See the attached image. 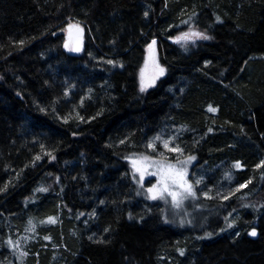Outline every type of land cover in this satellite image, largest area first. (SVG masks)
Listing matches in <instances>:
<instances>
[{"label": "trees", "instance_id": "16d2710c", "mask_svg": "<svg viewBox=\"0 0 264 264\" xmlns=\"http://www.w3.org/2000/svg\"><path fill=\"white\" fill-rule=\"evenodd\" d=\"M189 27L209 39H177ZM152 40L164 74L140 93ZM180 126L219 194L182 222L132 165ZM262 161L264 0H0V240L31 218L57 247L29 264H264Z\"/></svg>", "mask_w": 264, "mask_h": 264}, {"label": "rangeland", "instance_id": "374dc122", "mask_svg": "<svg viewBox=\"0 0 264 264\" xmlns=\"http://www.w3.org/2000/svg\"><path fill=\"white\" fill-rule=\"evenodd\" d=\"M69 25H72V26L77 25L81 27L78 23H74V22L68 23L64 31V37H65L66 30L69 27ZM190 28L191 27L182 29L181 32L177 33V37L178 38L181 37L182 33H190L191 31H194L193 29H190ZM200 38L201 37L192 36L189 39L195 40V39H200ZM153 41L155 40H152L146 46L142 64L140 66V69L137 72L136 83H137V90L140 93H145L148 89L154 87L156 83L158 82V80L163 76V75L157 76L154 84L148 87L145 91L143 92L140 91V80H141V69L142 68L145 69L146 79L150 75L153 74L156 65H159V67L164 69V66L162 65L160 61V56H159V52L157 49L156 41H155V44L152 43ZM67 45L70 49H73V47H75V41L73 37H71L68 40ZM149 45H152V47L149 48ZM185 130L186 129L184 127L180 126V127H177L175 131L172 130V132L168 136H165L163 132L158 133L155 136H152V138L147 143V147L150 143H152L153 147H148V149L152 150L153 153L157 155V157L147 158L146 160L144 159L146 157H137L133 159L136 161H143V167H144L143 178H141V173L135 170V174L137 176L136 181L138 182L139 187L143 189V192L148 196L150 201H160V202L165 201L164 203L166 204V206L170 208L169 213L172 214L173 217L176 214L178 219L181 222L183 221L184 218H186V216H188V213L190 216H192V214H194V212L198 209L196 205H193L188 200H192L195 203V199L210 198L214 194L215 195L217 194V193L212 192V187L210 188V186H208L206 190L205 189L200 190V188L203 185L206 175L209 174V172H206V170L202 166H199L193 170V168H191V165H189L191 161L182 166L178 165L179 161L186 160L183 157V152L182 153L176 152V151H172L171 149H174V148L181 149L176 143V138ZM157 137H159L158 140H157ZM165 141H168L167 148L164 147ZM156 144H159L158 146L160 147V149L156 148ZM170 152L174 156L173 157L174 159L172 160L169 159L168 154ZM167 165H172L174 167H177V166L182 167L185 173V180L193 186V192L195 193L194 196H186L180 203L179 207H176L173 205L172 197L169 196L167 193H164L162 197L151 199L150 194L148 192V189L152 188L153 185L160 184L164 169ZM148 178L152 179V182L147 186L146 181L148 180ZM223 178L226 181V185H227L232 180L231 172H227L226 170L223 174ZM197 181H199V183H197ZM172 190L177 191L178 189L173 188ZM218 195L219 194H217V196ZM48 225H49L48 222L46 223H44V221L37 222L30 218L24 224L23 229L21 231L19 230L14 231L10 235L5 236L4 241L0 240V252L2 251V248L3 250H5V253H2L3 256L0 254V264H29L31 262V260L29 259V256H31V249L35 245L39 244L40 240L43 242V245L41 244L39 246H42V247L45 246L47 248L48 246H50L51 248L53 244V242L51 241V237L47 232L46 233L44 232L45 228ZM9 240H11L12 242L11 244L9 243ZM53 245L55 246L54 250H57L56 244H53Z\"/></svg>", "mask_w": 264, "mask_h": 264}, {"label": "snow or ice", "instance_id": "6c2138e0", "mask_svg": "<svg viewBox=\"0 0 264 264\" xmlns=\"http://www.w3.org/2000/svg\"><path fill=\"white\" fill-rule=\"evenodd\" d=\"M145 15H147V13H145ZM217 19H219V17H217ZM69 27L71 28L72 25H69ZM192 36H196V37H201L203 39H209V37L205 36L203 33L200 32H191V33H182L181 37L177 38V39H189ZM23 43V42H21ZM153 44H155V41L152 42ZM68 45L66 44L65 47H67ZM152 45H149V48H151ZM74 51H79V47H76L74 49H72ZM108 63H113V61H108ZM164 74V69L159 67V65L155 66L154 72L152 75H150L147 79L145 78V69H141V80H140V91L143 92L145 91L148 87H150L152 84L155 83L156 77L157 76H162ZM210 111H215L214 108H209ZM209 131H211V129H209ZM159 139V137H157V140ZM148 147H153V144L150 143L148 145ZM164 147L167 148L168 147V141L164 142ZM172 151H176V152H181L182 153V149L179 148H174L171 149ZM195 157L193 156H189L187 157L186 160L184 161H179L178 165H185L188 162H190L191 160H193ZM37 159H39V157H37ZM145 160L147 158H144ZM133 165L136 171L141 173V178H143L144 175V167H143V161H136L133 160ZM262 164H264V161H262ZM235 167H240V163L236 162ZM257 167H260V165H257ZM197 183H199V181H197ZM240 188H244L245 185H240ZM173 188L178 189L177 191L172 190ZM41 191H46V189H40ZM239 190V189H237ZM148 192L150 194V198L151 199H156L157 197H162L164 193H167L169 196L172 197V202L173 205L176 207L180 206V203L182 202V200L186 197V196H194L195 193L193 192V186L191 184H189L186 180H185V173L182 169V167L177 166L174 167L172 165H167L164 169L163 172V176H162V180L160 182V184L158 185H153L152 188L148 189ZM224 199H227L228 197H223ZM129 218H131V214L129 216ZM227 219V218H226ZM49 222H54V218L49 217ZM232 225L229 224L228 227H231ZM105 231H107V229H105ZM251 236H256L257 232L256 229L253 228L252 231L250 232ZM9 243L11 244V240H9ZM181 253L183 252V250H180Z\"/></svg>", "mask_w": 264, "mask_h": 264}, {"label": "water", "instance_id": "95a60500", "mask_svg": "<svg viewBox=\"0 0 264 264\" xmlns=\"http://www.w3.org/2000/svg\"><path fill=\"white\" fill-rule=\"evenodd\" d=\"M73 37L75 41V47H78L82 43L83 39V29L77 25L72 26L71 28L68 27L65 34V45L67 44L68 40ZM73 47V49L75 48Z\"/></svg>", "mask_w": 264, "mask_h": 264}]
</instances>
